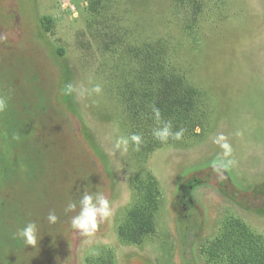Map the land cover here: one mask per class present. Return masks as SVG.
<instances>
[{"label":"rangeland","instance_id":"374dc122","mask_svg":"<svg viewBox=\"0 0 264 264\" xmlns=\"http://www.w3.org/2000/svg\"><path fill=\"white\" fill-rule=\"evenodd\" d=\"M91 1L0 0V264H264V0Z\"/></svg>","mask_w":264,"mask_h":264},{"label":"clouds","instance_id":"9594fccd","mask_svg":"<svg viewBox=\"0 0 264 264\" xmlns=\"http://www.w3.org/2000/svg\"><path fill=\"white\" fill-rule=\"evenodd\" d=\"M101 90L99 85H96L92 89V91L96 93H100ZM74 91L75 89L72 84L65 85L64 92L66 95H72ZM6 106V101L0 98V111H3ZM153 113L155 119L160 120L159 109L153 108ZM170 128V123H165L163 127L155 129L153 135L161 142H166L170 135H174V138L177 140L180 139L182 132L173 134ZM214 142L219 144L223 149V153L222 157H218L212 162V167L218 172L226 171L235 164V161L230 159L232 155L231 146L227 143V139L223 135L218 136ZM130 143L138 150L142 143V137L138 134H133L129 137L121 136L117 138L113 148L116 151L126 153ZM77 207H79V211L76 215L72 216L71 227L83 237H93L98 228V220H106L112 215L110 202L100 193H89L88 191H84L78 204L77 202L70 201L65 212H75ZM57 219L58 217L54 212H50L47 216L49 223L54 224L57 222ZM37 231L36 223L29 222L17 231L16 236L23 240L25 245L35 248L38 244Z\"/></svg>","mask_w":264,"mask_h":264},{"label":"trees","instance_id":"16d2710c","mask_svg":"<svg viewBox=\"0 0 264 264\" xmlns=\"http://www.w3.org/2000/svg\"><path fill=\"white\" fill-rule=\"evenodd\" d=\"M98 5H99V0L91 1L90 10L93 11V12H96L97 9H98ZM15 135H16L15 132L14 133H10L11 139H14ZM3 167L8 170V164L7 163L4 164ZM144 225H148V224L145 223Z\"/></svg>","mask_w":264,"mask_h":264}]
</instances>
